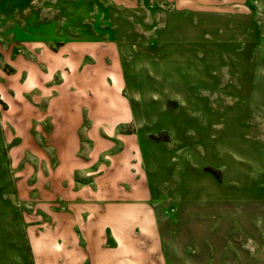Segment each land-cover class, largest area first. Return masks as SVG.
I'll list each match as a JSON object with an SVG mask.
<instances>
[{
  "label": "rangeland",
  "instance_id": "obj_1",
  "mask_svg": "<svg viewBox=\"0 0 264 264\" xmlns=\"http://www.w3.org/2000/svg\"><path fill=\"white\" fill-rule=\"evenodd\" d=\"M0 264H264V0H0Z\"/></svg>",
  "mask_w": 264,
  "mask_h": 264
},
{
  "label": "crops",
  "instance_id": "obj_2",
  "mask_svg": "<svg viewBox=\"0 0 264 264\" xmlns=\"http://www.w3.org/2000/svg\"><path fill=\"white\" fill-rule=\"evenodd\" d=\"M175 9H176V8H175ZM175 9H174V10H175Z\"/></svg>",
  "mask_w": 264,
  "mask_h": 264
}]
</instances>
